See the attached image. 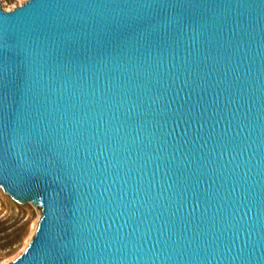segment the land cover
<instances>
[{
	"label": "water",
	"instance_id": "1",
	"mask_svg": "<svg viewBox=\"0 0 264 264\" xmlns=\"http://www.w3.org/2000/svg\"><path fill=\"white\" fill-rule=\"evenodd\" d=\"M0 186L8 264H264V0L0 5Z\"/></svg>",
	"mask_w": 264,
	"mask_h": 264
},
{
	"label": "rangeland",
	"instance_id": "2",
	"mask_svg": "<svg viewBox=\"0 0 264 264\" xmlns=\"http://www.w3.org/2000/svg\"><path fill=\"white\" fill-rule=\"evenodd\" d=\"M27 1L0 0V5L4 11H11ZM41 217L39 204L18 202L0 186V264H8L25 252Z\"/></svg>",
	"mask_w": 264,
	"mask_h": 264
},
{
	"label": "bare ground",
	"instance_id": "3",
	"mask_svg": "<svg viewBox=\"0 0 264 264\" xmlns=\"http://www.w3.org/2000/svg\"><path fill=\"white\" fill-rule=\"evenodd\" d=\"M35 232H36V230H35ZM35 232H34V233H35ZM32 238H33V236L30 238L29 242L31 241Z\"/></svg>",
	"mask_w": 264,
	"mask_h": 264
}]
</instances>
